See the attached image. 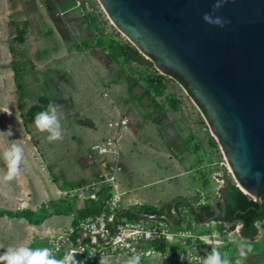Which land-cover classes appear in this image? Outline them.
Instances as JSON below:
<instances>
[{
  "label": "rangeland",
  "instance_id": "obj_1",
  "mask_svg": "<svg viewBox=\"0 0 264 264\" xmlns=\"http://www.w3.org/2000/svg\"><path fill=\"white\" fill-rule=\"evenodd\" d=\"M0 12V31L4 29L0 52L5 53L9 48L18 106L32 143L39 139L31 128L27 111L41 98L46 99L48 105L54 103L65 109L69 117L67 140L73 146L76 144L71 130L73 124L92 127L88 118L82 116L100 117L117 110L122 118L128 115L135 120L137 111L139 117L157 123L154 124L158 138L193 183L187 187L186 195L166 202L157 200L152 205L174 203L180 210V235L168 245L171 251L179 250L191 259L194 255L204 257L212 248H218L221 253H228L235 264L239 244L247 243L253 251L244 264H264V237L245 240L238 235L239 224L228 231L225 224L213 221L222 210V204L214 202L222 201L225 180H234L218 142L210 134L208 121L173 78L157 71L152 59L120 32L98 0H0ZM123 47L134 49L146 63L139 65L119 58ZM157 74L163 76L165 85L161 97H154L144 82L147 75ZM170 98L177 102L176 110L169 108L167 100ZM120 136L114 142L118 151L116 162L122 174L125 169L118 149ZM90 145L80 155H70V163L77 165L81 174L77 180H68L60 192L65 197L67 214L78 212L75 205L80 199L72 192L74 186L94 175L87 158ZM3 174L0 170V178ZM51 178L55 182L59 174H51ZM117 185L121 199L124 192ZM143 206L150 205L133 208ZM6 209L15 210L11 204L0 201V254L26 234L22 223L5 218ZM255 226L258 231L262 230L260 223Z\"/></svg>",
  "mask_w": 264,
  "mask_h": 264
},
{
  "label": "water",
  "instance_id": "obj_2",
  "mask_svg": "<svg viewBox=\"0 0 264 264\" xmlns=\"http://www.w3.org/2000/svg\"><path fill=\"white\" fill-rule=\"evenodd\" d=\"M98 1L157 71L181 78L184 85L171 76L208 121L236 188L259 204L264 186V0H227L214 13L216 0ZM205 13L227 23H205ZM216 202L223 216L224 203Z\"/></svg>",
  "mask_w": 264,
  "mask_h": 264
},
{
  "label": "crops",
  "instance_id": "obj_3",
  "mask_svg": "<svg viewBox=\"0 0 264 264\" xmlns=\"http://www.w3.org/2000/svg\"><path fill=\"white\" fill-rule=\"evenodd\" d=\"M3 31L4 29L0 31V37ZM7 49L5 53L0 52V152L12 143H17L24 149V162L21 164L20 176L7 183L0 180V201L11 204L15 209L5 211L29 210L31 212V222L25 219H14L22 223L21 228H24L26 233L13 242L14 246L23 244L32 248L47 247L48 238L68 228L73 214L79 212V210L74 211L68 215L65 210L66 202H63L65 197L60 194L68 180H77L81 174L80 168L70 163L71 156L80 155L89 144L112 139L116 130L108 128V124L117 122L122 117L117 110L105 112L100 117L82 116L88 118L92 127L88 129L85 126L73 124L71 130L76 136V144L73 146L68 142L66 135L69 117L65 114V109L59 107L63 139L49 142L48 133L39 132L34 125L35 115L47 110L48 102L41 98L27 111V114L31 116L29 121L31 128L35 129L39 139L37 143H32L31 135L24 128L22 112L18 106L17 87L10 63L12 58L8 47ZM124 118L128 124L117 130L121 135L118 149L125 169L117 176V186L124 192L120 199L121 206H152L157 200L166 202L175 196L186 195L187 187L193 183L179 162L172 158L168 147L161 143L155 129L156 125L150 120H144L143 116L139 117L137 111L135 120L128 115ZM9 131L10 136L7 133ZM0 170L3 173L6 171L2 160H0ZM172 170H177V173L171 172ZM54 173L59 174V180L55 182L51 178V174ZM52 201L55 203H51ZM75 207L79 209L81 202L78 201ZM5 218L8 217L5 216ZM256 236L264 237V229L259 230ZM96 264L125 263L106 257L99 259Z\"/></svg>",
  "mask_w": 264,
  "mask_h": 264
},
{
  "label": "built area",
  "instance_id": "obj_4",
  "mask_svg": "<svg viewBox=\"0 0 264 264\" xmlns=\"http://www.w3.org/2000/svg\"><path fill=\"white\" fill-rule=\"evenodd\" d=\"M127 124L125 118L109 123L108 128L116 130L114 137L88 147L87 158L94 175L72 190L81 202L79 212L73 214L68 228L48 238L47 247L58 246L56 258L70 255L75 264H96L106 257L125 263L133 250L141 255L140 264H189L186 258L181 259L183 252L171 251L168 246L180 235L181 214L174 203L154 206V211L118 203L122 194L116 187L117 176L122 168L116 162L114 141L120 135L117 130Z\"/></svg>",
  "mask_w": 264,
  "mask_h": 264
},
{
  "label": "clouds",
  "instance_id": "obj_5",
  "mask_svg": "<svg viewBox=\"0 0 264 264\" xmlns=\"http://www.w3.org/2000/svg\"><path fill=\"white\" fill-rule=\"evenodd\" d=\"M227 0H216L213 4L212 12L219 10ZM205 23L218 27H224L227 21L220 17H215L210 13H205L202 17ZM34 125L41 133H48L47 140L55 142L63 139V131L61 125V114L59 106L50 103L46 111L38 112L34 118ZM9 136L11 132H7ZM0 160L4 162L6 171L3 174L2 182L7 183L16 179L21 174V164L24 162V149L17 143H12L9 147L0 152ZM58 250L49 247L32 248L26 245L10 246L3 254H0V264H75L70 255H66L63 259H57L54 252ZM253 251L251 244L240 243L238 246V258L235 264H244V260L248 254ZM181 256V259H185ZM187 259V258H186ZM189 264H233L228 253H221L218 248H212L204 257L194 255L191 259H187ZM141 255L135 253L129 257L125 264H140Z\"/></svg>",
  "mask_w": 264,
  "mask_h": 264
},
{
  "label": "trees",
  "instance_id": "obj_6",
  "mask_svg": "<svg viewBox=\"0 0 264 264\" xmlns=\"http://www.w3.org/2000/svg\"><path fill=\"white\" fill-rule=\"evenodd\" d=\"M119 58L121 57L125 61H131L139 65H144L146 62L139 56V54L132 48L123 47L118 53ZM169 75L176 79L180 84L184 85V82L177 75L169 72ZM146 88L153 93L154 97H161L165 90L163 76L161 75H147L144 80ZM167 104L170 109L176 110L177 102L171 98L167 100ZM201 109V108H200ZM153 123L157 124L153 121ZM212 141V139H210ZM258 196L260 203H256L247 194L241 192L236 188L235 183L229 180H225V186L221 189V198L224 203V215H220L217 220L225 224H231L233 220L236 223L232 226H227L228 231H233L239 224L238 235L245 240H253L257 235L256 223L261 224V228L264 229V186L259 188ZM168 205L164 204L163 206ZM143 210L154 211L152 206H143ZM3 215L12 219H25L29 222L31 219V212L29 210H20L9 212H3ZM197 221L198 218H197Z\"/></svg>",
  "mask_w": 264,
  "mask_h": 264
}]
</instances>
